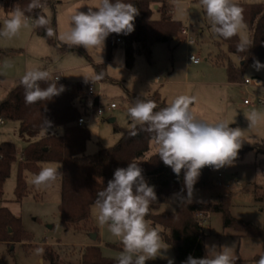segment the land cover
Segmentation results:
<instances>
[{
    "label": "rangeland",
    "instance_id": "374dc122",
    "mask_svg": "<svg viewBox=\"0 0 264 264\" xmlns=\"http://www.w3.org/2000/svg\"><path fill=\"white\" fill-rule=\"evenodd\" d=\"M173 4L174 17L183 21V28L187 27L189 37L180 33L170 42H158L153 47L152 60L139 53L133 66L126 64L125 49L121 43L114 49L109 58L107 38L102 48L86 49L87 54L80 52L62 53L59 48L49 43L47 38L38 34L29 18L27 26L21 27L19 33L7 39L0 37V101L5 100L18 78H22L26 70L32 67L46 69L52 73H62L74 90L80 83L93 82L96 93L100 94L99 104L107 105L116 102L117 107L106 110L105 116L100 118L89 107H84L86 124L91 130V138L87 143V152L99 149L101 144L110 146L121 137L117 127H129L133 123L128 116L127 109L134 99L141 96L148 99L156 92L171 101L179 95L194 97L190 110L200 120L209 123L224 121L230 127L242 130L243 146H251L264 141V103L254 101L245 103L246 98L254 96L248 90L244 79L231 80L227 71L229 61L239 62L236 54L229 53L227 43L218 44L219 36L214 35L199 0H169ZM264 0H236L238 3L263 2ZM53 5L45 7L47 16L56 22L55 33L68 30L70 16L75 11L87 12L98 0H52ZM95 10V9H94ZM8 14L0 0V28ZM156 11L154 17H159ZM238 31L241 40L250 39L247 25ZM182 28V30H183ZM56 37V36H55ZM195 39L190 44L189 39ZM57 39V38H56ZM58 40V39H57ZM59 41V40H58ZM195 53L201 57L200 63H194L189 55ZM10 61L11 66L5 67ZM107 62L108 77L97 78L95 63ZM244 78H252L250 87L260 93L264 90V69L257 70L254 65L247 67ZM260 79V83L255 81ZM88 95V93H87ZM88 101L92 97L88 95ZM89 107V108H87ZM252 111L261 114L259 123L251 128L246 116ZM115 120H110L111 118ZM20 122L6 119L0 124V144L13 141L17 147V159L12 166L11 175L6 180L4 190L10 208L20 215L25 229L32 234L31 241H0V264H51L46 256V248L63 243L67 245L75 256L88 241H97L106 256L117 257L123 250L118 237L113 236L107 225L101 226L97 221L98 209L93 207L90 222L83 227L67 228L62 222L59 204L62 195V181L57 176L55 181L35 186L32 181L35 174L27 172L26 177L29 191L22 201H16V185L19 176V162L22 158L23 147L29 141L19 130ZM63 126L50 129L53 133H62ZM48 133L43 131L39 136ZM152 150L156 151L153 142ZM43 167H61L60 161L43 162ZM214 182L207 187L196 188L192 197L193 202H217L219 195L231 197L233 215L242 220L251 221L257 225H264V153L256 149L246 151L243 157L234 161L231 166L214 169ZM221 172V174H220ZM174 191L159 210H173L177 207L178 198ZM151 226L150 221L145 217ZM206 245L232 246V257L235 264H256L264 255V244L260 237L245 234L235 226H225L223 213L213 211L204 221ZM100 237L93 239L94 233ZM160 235V234H159ZM161 237L162 246L167 247L163 253L175 263V252L172 244ZM122 245V246H120ZM74 247V248H73ZM41 251H37V250ZM75 251V252H74ZM168 259L157 257L146 261V264H167Z\"/></svg>",
    "mask_w": 264,
    "mask_h": 264
},
{
    "label": "trees",
    "instance_id": "16d2710c",
    "mask_svg": "<svg viewBox=\"0 0 264 264\" xmlns=\"http://www.w3.org/2000/svg\"><path fill=\"white\" fill-rule=\"evenodd\" d=\"M30 2L31 0H2L7 14L12 12L14 7H19L31 20L37 14L44 15L50 22L49 26L55 31L56 22L50 19L45 11L47 5H53L52 0H42L43 8L29 11ZM125 2L132 3L138 9L133 21L134 30L129 34H110L107 37V49L111 58L114 49L121 43L125 49L126 64L131 67L139 53L145 54L152 60L154 45L158 42L172 41L184 24L181 19L174 17L173 4L169 0H125ZM156 4H158L157 8ZM238 5L243 9L244 23L250 33L246 50L237 51V45L242 41L238 33L230 39L220 37L218 44L227 43L229 53L239 57L237 63L233 60L229 61L227 71L230 79L245 81L246 69L254 65L255 60H259L264 65V1L238 3ZM156 11L160 12L159 17H154ZM34 29L38 34L45 36L49 43L56 45L62 53L87 54L82 46L70 48L58 41L55 36L49 38L45 28L34 27ZM118 38L123 42H118ZM87 57L91 59L88 54ZM106 65L107 62L95 63L97 75L101 79L108 77ZM20 80L21 78L16 80L9 96L0 101V116L18 120L21 135L27 136L29 140L23 147L19 162L16 201H22L29 191L27 172L39 173L43 162L60 161L62 165L58 169L57 176L62 181L59 204L62 222L67 228L83 227L90 222L97 193L107 186L108 180L113 178L114 170L118 167H127L129 162L135 161L142 169L146 182L155 186L157 195V200L152 201L149 206L146 218L163 239L172 244L175 263L182 264L189 255L196 258L205 255L206 234L203 224L213 211L223 213L225 226H235L247 235L260 237L264 244V225L260 226L233 215L232 200L226 194L219 195L217 202L188 203L180 202L178 199L175 214L173 210L160 211V206L168 200L172 192L177 191L183 196L187 195L186 191H181L184 188L183 171L177 177L170 167L164 165L157 152L152 150L151 134L139 123H133L129 127H117L116 129L121 131V137L115 144L110 146L101 144L98 150L88 153L87 143L91 138V130L86 122L80 124L79 118L85 114L83 107L88 102L87 93L92 81H89V84L82 82L74 90L67 81H58V86L64 85L65 91L51 100L28 105L24 101V88ZM148 100L157 105L154 111L170 104L159 95V92ZM99 105V99L95 98L94 109L97 110ZM45 119L51 122L49 128ZM58 126L64 127L62 133L50 131ZM45 130H48V133L32 140ZM132 132L136 134L132 135ZM250 149L264 153V141L251 146L242 145L235 161L241 159ZM16 159L17 147L13 141H4L0 144V202L8 201L4 195V186ZM214 178V168L205 166L201 169L194 190L210 186ZM98 237H100L99 232ZM32 238V234L24 227L22 217L8 204L0 205V241H31ZM71 250L67 245L58 243L46 248V256L51 264H117V257L106 256L98 243L85 245L75 256L71 255L73 253Z\"/></svg>",
    "mask_w": 264,
    "mask_h": 264
},
{
    "label": "clouds",
    "instance_id": "9594fccd",
    "mask_svg": "<svg viewBox=\"0 0 264 264\" xmlns=\"http://www.w3.org/2000/svg\"><path fill=\"white\" fill-rule=\"evenodd\" d=\"M199 2L214 35L230 39L245 27L243 9L236 0ZM43 7L42 0H31L28 10ZM137 14L138 9L125 0H98L88 7L87 12H73L68 30L58 36L44 15L37 14L32 24L34 27L45 28L49 38L56 36L70 48L83 46L86 49H103L110 34H129L134 30L133 21ZM28 22L29 17L25 12L14 7L0 28V37H15ZM247 45L248 41L242 40L237 45V51L246 50ZM254 65L257 70L264 68L259 60H255ZM10 66L11 62L6 61L5 67ZM59 79V75L46 69L32 67L26 70L20 80L25 103L31 105L60 95L65 91V86H58ZM141 96L135 98L128 107V116L151 134L156 152L164 165L170 167L177 177L183 171L184 188L181 191H186L187 195H175L180 202L191 203L202 168L211 166L218 170L231 166L236 160L242 146V130L239 127L232 128L224 121L209 123L196 118L190 110L194 97L179 95L167 106L154 111L157 108L155 102L142 99ZM246 118L251 128L259 123L261 114L252 111ZM45 123L48 128L51 126L47 119ZM135 134L132 132V135ZM57 174L58 169L55 167H42L34 175L32 183L35 186L48 184L56 180ZM156 200L155 186L146 182L142 169L135 161L129 162L127 167L116 168L107 186L97 193V221L101 226L107 225L109 232L118 237L123 245L117 264H146V261L157 257L168 259L163 255L168 248L162 246L158 230L145 220L151 202ZM205 249L203 257L189 255L182 264H235L231 255L232 246L212 244L205 245ZM168 264H174L173 259H168ZM256 264H264V255L259 257Z\"/></svg>",
    "mask_w": 264,
    "mask_h": 264
},
{
    "label": "built area",
    "instance_id": "2783aa9c",
    "mask_svg": "<svg viewBox=\"0 0 264 264\" xmlns=\"http://www.w3.org/2000/svg\"><path fill=\"white\" fill-rule=\"evenodd\" d=\"M181 31L183 33H185L187 37H189V33H188L187 27H184L183 30H181ZM118 42H123V40L121 38H118ZM194 42H195V39H193V38H190L189 39V43L190 44H192ZM189 59L191 61L195 62V63H200L202 61L201 57H199L195 53H191L189 55ZM56 75H59L60 76V79L58 81H67L66 78L64 77V75L62 73H59V74H56ZM252 80H255V78L254 79H252V78H246L244 82L246 84H250V83H252ZM255 82L256 83H260L261 80L258 79ZM88 94L92 97V100L91 101H88L89 102V107L91 106L92 109L95 110L94 109V106H93V100L96 97H99L100 94L99 93L98 94L96 93V90L94 88L93 82H91L90 85H89ZM252 95L254 96L253 98H246L245 99V102L246 103H252L254 101H258L259 103H264V94H261V93H252ZM115 107H117V103L116 102H111L110 104H107L105 106L102 105V104H100L99 107H98V109L95 110L94 113H96L98 117L102 118V117L105 116V111L106 110H111V109H113ZM5 120H6L5 117L0 116V124L3 123ZM85 122H86V118L84 116H82V117L79 118V123L80 124L85 123Z\"/></svg>",
    "mask_w": 264,
    "mask_h": 264
},
{
    "label": "crops",
    "instance_id": "0c3cea01",
    "mask_svg": "<svg viewBox=\"0 0 264 264\" xmlns=\"http://www.w3.org/2000/svg\"><path fill=\"white\" fill-rule=\"evenodd\" d=\"M194 63H195V62H194ZM196 64H197V63H196ZM244 83H245V82H244ZM245 84H246V83H245ZM250 84H251V83H250ZM250 84H246L248 90H250V93H251V94H252V93H258V92H256L255 90H252V89H251ZM260 93H261V94H264V90L261 91ZM245 103H246V102H245ZM220 174H221V172H220ZM94 205H95V204H94ZM94 205H93V207H94ZM93 207H92V215H93ZM99 234H100V233H99ZM97 238H98V236H97ZM97 238H96V239H97ZM92 243H98V244H100L99 242L93 240V241H88V242L84 243V246L87 245V244H92Z\"/></svg>",
    "mask_w": 264,
    "mask_h": 264
},
{
    "label": "water",
    "instance_id": "95a60500",
    "mask_svg": "<svg viewBox=\"0 0 264 264\" xmlns=\"http://www.w3.org/2000/svg\"><path fill=\"white\" fill-rule=\"evenodd\" d=\"M155 7L157 8V7H158V4H156ZM110 120H115V118L113 117V118H111ZM10 230H11V228H10ZM97 236H98V233H94V234H93V239H96Z\"/></svg>",
    "mask_w": 264,
    "mask_h": 264
}]
</instances>
